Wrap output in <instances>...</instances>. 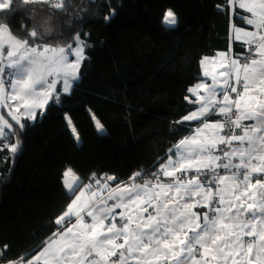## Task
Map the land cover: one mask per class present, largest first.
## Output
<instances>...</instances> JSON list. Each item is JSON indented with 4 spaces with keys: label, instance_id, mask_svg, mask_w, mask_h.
I'll use <instances>...</instances> for the list:
<instances>
[{
    "label": "snow or ice",
    "instance_id": "1",
    "mask_svg": "<svg viewBox=\"0 0 264 264\" xmlns=\"http://www.w3.org/2000/svg\"><path fill=\"white\" fill-rule=\"evenodd\" d=\"M31 2L23 0L25 5ZM46 2L62 10L63 0ZM13 3L0 0V11H11ZM227 4L233 14L235 6L249 14L242 17L248 28L235 27V40L247 46L248 55L229 60L227 53H217L224 57V70L211 74V85L201 82L189 89L196 96L189 102L199 107L183 120L200 121L194 134L176 145L177 152L160 164L154 179L112 187L93 176L96 187L81 188L78 180L67 184L75 198L56 218L55 239L48 238L37 254L7 264H39L42 258L46 264H264V0ZM176 23L169 9L163 25ZM49 31L44 21L28 32L31 40L19 39L0 21V36L8 33L10 41L3 54L7 62L0 59V92L5 86L11 89L0 96V108L11 118L0 115V152L14 155L19 140L4 141L17 128L25 131V122L42 114L36 110L58 99L61 91L70 93L79 78L85 43L79 35L67 45L36 43ZM210 59L203 58L202 66ZM197 89H204V95ZM212 115L219 118L211 121ZM66 119L78 140L75 126ZM96 127L103 130L99 121ZM193 172L186 181L176 175ZM7 248L0 250V264Z\"/></svg>",
    "mask_w": 264,
    "mask_h": 264
},
{
    "label": "trees",
    "instance_id": "2",
    "mask_svg": "<svg viewBox=\"0 0 264 264\" xmlns=\"http://www.w3.org/2000/svg\"><path fill=\"white\" fill-rule=\"evenodd\" d=\"M20 5L15 0L11 11H0V21L16 38L31 40L34 14ZM51 9L56 33L36 43L67 45L79 35L85 59L71 93L50 101L34 122H25V131L17 128L4 141L18 139L19 149L0 152V250L8 246L3 264L35 254L57 231L56 218L73 198L62 183L65 170L80 186L93 174L114 177L111 185L137 172L134 182L153 179L197 126L182 120L196 108L186 97L200 79L201 59L231 45L233 54L243 52L230 32L232 25H245L227 0H63L62 10ZM169 9L177 23L165 28Z\"/></svg>",
    "mask_w": 264,
    "mask_h": 264
},
{
    "label": "crops",
    "instance_id": "3",
    "mask_svg": "<svg viewBox=\"0 0 264 264\" xmlns=\"http://www.w3.org/2000/svg\"><path fill=\"white\" fill-rule=\"evenodd\" d=\"M21 1L23 2V0H21ZM34 2H39V0H34ZM20 9L23 10V11H31L34 14V25L37 26V27H39V25H41L44 21H48V26L50 28V31L45 33V34H43L40 38H47V37L49 38V37H53L55 35V33H56V31H55V16H54V13L52 12V9L50 7L42 5V6H37V7L33 8V9H31V8L27 7V5H20ZM235 12L237 13V16L240 18V20L243 22V24L245 26H236V25H232L231 26V32H230L231 41H232V43L234 42L237 46L245 47L246 45H244L242 42L235 40V27L248 28L249 26L243 21L242 17L245 16V15H249V14L244 12L242 9H239L238 6H235ZM34 25H33V27H34ZM40 31L43 32V29L41 28ZM9 46H10V41L8 39V33H5L3 36H0V59H3L5 63L7 62V57H6V55H3L4 53L2 52V50L6 49V51H7ZM221 52L227 53V58L229 60L233 56H240L241 59H243L241 54H239V55L233 54L232 45L229 46L228 50L219 51V52H216L214 55L210 56L209 58H214V59H210V60L205 61L203 66H202L201 61L203 60V58H205V57H203L201 59V61H200V79L195 85H192L191 87H189V89L190 88H195V86L197 84L201 83V82H203L205 84H208V85L212 84L211 74H213L214 72H218V71H223L224 70V69H222L220 67V61L222 59H224V57H220V56L217 55V53H221ZM72 58H74V57H72ZM79 69H78V76H79ZM205 71L209 72L208 76H205V74H204ZM217 78L220 79L219 77H217ZM4 79H5V82H6V85H7V77H5ZM225 79H227V77H225ZM74 83H73V85H74ZM58 87H60V85H58ZM189 89H188V92H187L188 101H190V100L195 101L196 100V96H194L192 93H190ZM10 91H11L10 87L5 86V88L3 89V92H0V96H3L5 93L10 92ZM196 91L200 95H204V93H205L204 89H197ZM61 94H65V93L63 91H61ZM13 103H15V102H13ZM194 104L196 105V108L194 109V111H195L199 107V104L198 103H194ZM43 110L44 109H38L36 111H38L39 113H42ZM7 111L8 110L6 108H0V115H4L5 119H8L11 122V118L8 116ZM218 118L219 117L216 116V115H212V116L209 117V119L211 121H215ZM182 121H184V120H182ZM184 122H186L188 124H192V125H195V124L197 125V126L193 127V131H192V133H190L189 136L194 134V129L196 127H198L199 124H200V121H184ZM209 132H210V130H209ZM176 152H177V149L175 147L174 153L171 154V155H168L166 157V159L163 161V163H167L168 157L169 156H174V154ZM67 170H65L64 173H63L62 183H63L64 188L68 191L66 185L70 184V183H74L77 180L79 181V178L73 172H71L68 176H65V172ZM103 183H107L108 185H110L112 187H115V185H111L109 183V180H107V177L103 179ZM121 185H123V184H121ZM230 187H231V185H230ZM241 187H243V185H241ZM81 188H83V185L81 186ZM261 191H264V190H261ZM74 198L75 197L73 196L72 199H74ZM109 203H111V201ZM195 210L202 212V211H206L207 209L197 208ZM116 211L119 212L121 210L117 209ZM151 211H152V209L149 208V212H151ZM52 238L55 239V237H52ZM44 244H45V242H44ZM44 244L42 245V247L35 254H37L44 247ZM35 254H33V255H35ZM132 263H135V262L133 261ZM39 264H46V262L42 258L40 260Z\"/></svg>",
    "mask_w": 264,
    "mask_h": 264
},
{
    "label": "built area",
    "instance_id": "4",
    "mask_svg": "<svg viewBox=\"0 0 264 264\" xmlns=\"http://www.w3.org/2000/svg\"><path fill=\"white\" fill-rule=\"evenodd\" d=\"M48 5L50 6V7H54V6H52V4H50V3H48ZM246 47L247 46H245V49H246ZM4 52H6L5 50H4ZM248 55V53L245 51V53L243 54V57H246ZM234 95V94H233ZM220 171H223V170H220ZM161 175V174H160ZM177 176H181V175H183V178L185 179V181L189 178V175H195V173L193 172V173H187V174H182V173H177L176 174ZM95 178H96V176H95ZM167 179H171V178H167ZM89 184H92L93 185V187H96V185H95V180L93 179V176H91L87 181H86V184L85 185H89ZM132 264H135V263H132Z\"/></svg>",
    "mask_w": 264,
    "mask_h": 264
},
{
    "label": "rangeland",
    "instance_id": "5",
    "mask_svg": "<svg viewBox=\"0 0 264 264\" xmlns=\"http://www.w3.org/2000/svg\"><path fill=\"white\" fill-rule=\"evenodd\" d=\"M39 3H41V5H45V6H47V7H49V5H48V2H46V0H39ZM167 12V11H166ZM165 15V14H164ZM4 50L6 51V49H3L2 50V52L3 53H5L4 52ZM79 77V76H78ZM78 80V79H77ZM77 80H76V82H77ZM79 81V80H78ZM73 88V87H72ZM72 90V89H71ZM70 93H71V91H70ZM70 93H65L66 95H69ZM27 122H29V123H32L31 121H27ZM95 125H96V123H95ZM96 129H97V127H96ZM98 131V130H97ZM99 133H102L103 132V130L102 131H98ZM72 135H73V133H72ZM74 136V135H73ZM76 138V137H75ZM76 140H77V138H76ZM161 176H162V173H161ZM91 177V176H90ZM89 177V178H90ZM107 176H105V175H103V176H101V178H106ZM88 178V179H89ZM97 178V177H96ZM154 179V178H153ZM134 181H131V180H129V181H127L126 183L127 184H130V183H133ZM126 183H124V184H126ZM66 190V189H65ZM66 192L69 194V191H67L66 190Z\"/></svg>",
    "mask_w": 264,
    "mask_h": 264
},
{
    "label": "clouds",
    "instance_id": "6",
    "mask_svg": "<svg viewBox=\"0 0 264 264\" xmlns=\"http://www.w3.org/2000/svg\"><path fill=\"white\" fill-rule=\"evenodd\" d=\"M50 7V6H49ZM50 8H55V7H50ZM243 48V52L241 53V56H242V58H244L243 57V54L245 53V47H242ZM42 113H43V111H42ZM41 115V114H40ZM36 119H37V117H36ZM91 176H95L94 174L93 175H91ZM88 180V179H87ZM86 180V181H87ZM86 181L83 183V186L86 184ZM34 254V253H33Z\"/></svg>",
    "mask_w": 264,
    "mask_h": 264
}]
</instances>
